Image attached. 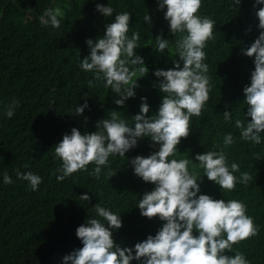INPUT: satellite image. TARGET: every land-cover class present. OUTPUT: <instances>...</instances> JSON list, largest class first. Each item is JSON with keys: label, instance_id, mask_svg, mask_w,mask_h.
<instances>
[{"label": "trees", "instance_id": "1", "mask_svg": "<svg viewBox=\"0 0 264 264\" xmlns=\"http://www.w3.org/2000/svg\"><path fill=\"white\" fill-rule=\"evenodd\" d=\"M254 2L241 0L234 7L233 0H202L197 14L216 22L214 39L204 49L212 85L210 99L202 115L191 118L190 135L181 140L178 151L168 160H194L196 154L223 149L229 166L237 163L240 167L234 175L248 172L252 176L247 185L237 183L229 192L202 176L204 170L198 161L189 164L190 172L202 176L198 180L200 194L243 202L246 214L259 229L257 235L233 245L226 254L234 256L239 251L249 264H264V133L262 143L256 145L242 140L241 130L234 126L236 119L251 120L245 118L243 88L250 84L254 63L241 49L245 40L259 35L255 14L259 6L254 8ZM98 3L113 7V17H103L96 10ZM56 7L64 13L60 27L43 26L40 17L45 9ZM125 11L132 14L128 35L140 33L136 52L149 71L138 79L135 98L119 108L113 102L118 97L110 88L103 84L89 87L93 74L82 71L79 65L90 54L86 40L102 36L105 25ZM165 11L158 9L157 0H0V264H63L65 255L83 247L76 229L88 218L104 222L93 208L98 203L121 215L123 226L113 232L121 248H134L162 227L159 218H145L136 207L142 194L155 187L137 177L130 165L132 158L147 157L158 149L150 146L148 138L139 140L125 158L110 156L99 179L89 175L93 164L87 172L77 171L59 182L53 173L62 165L54 146L73 127L82 134L95 131V123L110 116L112 110L134 126L132 117L140 113L141 97L147 98L149 117L158 112L163 94L153 73L173 68V61L179 58L175 41L180 34L169 32ZM148 14L151 24L144 21ZM161 34L170 42L164 53L154 50L155 37ZM85 99L89 107L76 116L75 108ZM13 100L19 101V107L8 118L5 113ZM225 110L231 112V121L224 120ZM228 133L235 142L225 148L223 139ZM17 169L39 175L42 183L38 190L18 179ZM5 173L13 183L3 182ZM106 173L116 175L110 178ZM83 194L90 196V203L79 200Z\"/></svg>", "mask_w": 264, "mask_h": 264}, {"label": "clouds", "instance_id": "2", "mask_svg": "<svg viewBox=\"0 0 264 264\" xmlns=\"http://www.w3.org/2000/svg\"><path fill=\"white\" fill-rule=\"evenodd\" d=\"M240 4L241 0H233L232 6ZM201 6L202 0H157L158 9H166L164 19L169 24V32L180 36L175 41L179 58L173 61L174 67L157 69L153 73L159 80L158 90L163 94L155 115H147L150 106L147 98L141 97L140 113L132 117L134 126H129L118 111L112 110L110 116L95 123V131L82 134L73 127L71 133L64 134L54 146L55 156L62 161L57 175L53 173L59 182L77 171L87 172L89 164L95 165L89 175L99 179L102 168L109 165L110 156L125 158V153L135 148L139 140L150 139V146H158V149L147 157L132 158L130 165L137 177L155 186L142 194L136 207L145 218H159L162 227L154 236L148 235L137 242L134 248H121L113 239V232L123 226L121 215L98 203L93 208L104 222L88 218L76 229L83 247L65 255L63 264H131L134 260L138 264H249L239 251L234 256L226 254L232 251L233 245L259 231L253 218L246 214L247 206L236 199L217 200L200 194L198 180L206 176L220 189L231 192L237 183L247 185L252 176L248 172L240 173L239 177L234 175L240 172V167L237 163L229 166L223 149L195 155L194 160L204 170L202 176L189 171L193 159L168 160L178 151L181 140L190 135L191 118L200 117L210 99L212 85L209 67L204 62L207 58L204 49L208 41L214 39L216 22L197 14ZM257 6L259 35L257 33L249 42L245 40L241 49V54L252 58L254 63L250 84L243 88V101L247 105L245 118L251 120L246 119L245 123L236 119L234 126L241 130L242 140L259 145L264 133V0H255L253 7ZM96 10L105 18L113 17L115 11L113 7L99 3ZM63 16L61 8H48L40 17V23L58 29ZM131 19L130 12H120L105 25L102 36L87 39L90 54L79 65L82 71L93 74L88 81L89 87L103 84L110 88L118 97L113 102L119 108H123L128 99L135 98L138 79L149 71L143 57L136 52L140 33L133 31L131 37L128 35ZM144 21L151 24L150 14L145 15ZM155 40L154 50L158 53L169 48L170 42L163 34L157 35ZM17 107L19 101L13 100L5 115L12 118ZM88 107L85 99L83 105L75 108L74 114L81 116ZM223 118L231 121V112L225 110ZM234 142L231 133L224 135L225 148ZM16 175L27 181L33 191L42 183V178L31 171L17 169ZM106 175L111 178L116 173ZM3 182L13 183L6 173ZM79 200L91 202L88 194L79 196Z\"/></svg>", "mask_w": 264, "mask_h": 264}]
</instances>
